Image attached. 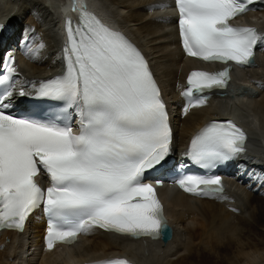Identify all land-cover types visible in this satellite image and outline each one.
Instances as JSON below:
<instances>
[{"label": "snow or ice", "instance_id": "6c2138e0", "mask_svg": "<svg viewBox=\"0 0 264 264\" xmlns=\"http://www.w3.org/2000/svg\"><path fill=\"white\" fill-rule=\"evenodd\" d=\"M252 3L175 0L186 54L252 65L254 48L264 37L254 28L230 24ZM66 30V70L41 82L36 95L74 108L80 118L78 133L67 123L62 126L59 118L9 113L11 105L3 97L12 95L13 85L10 76L0 74V84L8 85L0 95V228L22 231L30 213L43 205L49 249L72 244L95 228L133 238H162L168 231L163 206L144 176L166 162L172 130L148 62L123 34L86 10H81L80 23L73 28L68 21ZM187 83L183 95L190 98L188 107L200 106L207 91L227 86L228 69L193 71ZM245 140L231 121H213L194 135L188 154L201 168H212L243 153ZM41 172L50 179L46 189L36 180ZM176 183L193 195L226 199L219 195L224 191L219 176L184 175ZM101 264L129 262L111 259Z\"/></svg>", "mask_w": 264, "mask_h": 264}, {"label": "bare ground", "instance_id": "6f19581e", "mask_svg": "<svg viewBox=\"0 0 264 264\" xmlns=\"http://www.w3.org/2000/svg\"><path fill=\"white\" fill-rule=\"evenodd\" d=\"M69 0H0V21L10 26L8 40L21 43L18 68L24 78L43 79L58 72L54 60L60 38L58 20ZM74 1V0H72ZM91 5L117 29L128 32L147 53L163 93L174 105L180 84L198 61L183 57L176 38L175 16L167 0H77ZM239 19L255 24L264 37V2ZM255 65L234 73L227 94L211 98L184 117L173 116L174 146L186 145L205 121L238 119L248 131L244 161L252 167L228 180L226 199L188 196L159 188L172 236L157 240L127 238L92 230L71 246L42 252V220L33 215L26 231L0 233V264H69L72 260L127 256L134 264H264V40ZM43 45V47H40ZM254 80V82H252ZM41 82V81H39Z\"/></svg>", "mask_w": 264, "mask_h": 264}, {"label": "water", "instance_id": "95a60500", "mask_svg": "<svg viewBox=\"0 0 264 264\" xmlns=\"http://www.w3.org/2000/svg\"><path fill=\"white\" fill-rule=\"evenodd\" d=\"M171 237V229L168 227V231L165 232L164 236L162 237L163 242H166Z\"/></svg>", "mask_w": 264, "mask_h": 264}]
</instances>
